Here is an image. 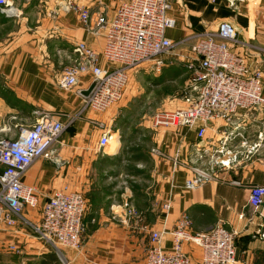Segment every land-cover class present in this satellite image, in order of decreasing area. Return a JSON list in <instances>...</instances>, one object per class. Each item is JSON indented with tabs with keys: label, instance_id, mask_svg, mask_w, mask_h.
Masks as SVG:
<instances>
[{
	"label": "crops",
	"instance_id": "1",
	"mask_svg": "<svg viewBox=\"0 0 264 264\" xmlns=\"http://www.w3.org/2000/svg\"><path fill=\"white\" fill-rule=\"evenodd\" d=\"M125 1L128 0H10L19 16L0 14V140H15L19 131L32 127L41 114L50 115L65 126L47 157L34 161L21 177L24 185L38 193L39 206L56 190L78 192L89 188V175L96 160L93 152L99 149L103 131L108 130L111 138L102 154H115L127 135L120 126L136 99L131 88L135 72L122 101L103 114L90 111L85 104L91 83L89 71L78 76V83L71 90L63 91L58 86L66 69L86 63L76 51L77 44L84 43L98 54L102 51L104 37L96 27V14L104 13L109 19L113 8ZM195 2L172 0L174 5L190 4L188 14L195 20L189 16L190 23L184 22L172 4L170 14L175 26L166 31V37L176 46L165 62L163 79L178 71L177 67L187 59L189 40L193 42L196 34L214 27L205 28L203 24L208 21ZM68 4L89 9L90 27L83 26L74 11H64ZM237 4L242 6L240 15L245 19L243 25L232 24L238 39L264 51V38L259 31L264 28V0ZM237 51L248 57L254 53L248 48ZM259 65L264 100V63ZM98 66L103 70L108 67L101 57ZM145 127V138L153 134L157 140L155 146H149L155 153L150 155L149 169L136 165V169H143L138 174L139 179L143 175L144 184L142 207H138L142 219L126 222L117 215L108 216L110 193L103 183L93 215H84L80 249L67 250L66 263L141 264L151 246L150 232L161 233V247L168 250L169 231L186 215L193 235L219 223L234 231L236 264H264V208L253 210L248 203L252 187L264 188V104L239 111L227 121L208 122L201 140L196 137V128L156 131L150 121ZM195 170H211V176L185 190L184 183L195 177ZM165 202L169 203L166 214L161 209ZM152 212L156 214L151 219ZM36 216V212L25 209V219ZM22 226L21 222L13 229L0 225V264H19L20 243L24 244L23 254L42 250L35 236ZM9 246H14L17 253L1 250ZM183 251L190 264H200L199 247L183 243Z\"/></svg>",
	"mask_w": 264,
	"mask_h": 264
},
{
	"label": "built area",
	"instance_id": "2",
	"mask_svg": "<svg viewBox=\"0 0 264 264\" xmlns=\"http://www.w3.org/2000/svg\"><path fill=\"white\" fill-rule=\"evenodd\" d=\"M206 1L216 3V0ZM235 1L245 3L247 0ZM172 4V0H128L114 7L109 19L104 13H97L95 24L104 37L102 51L98 54L84 43L77 44L76 51L86 63L66 69L59 88L71 90L77 85L78 76L89 71L90 92L85 104L90 111L103 114L122 101L136 70L160 75L176 46L166 37V31L175 26L170 14ZM70 10L79 16L83 26L90 27L91 14L86 6L68 4L64 7V11ZM0 14L19 16L10 0H0ZM240 48L253 50V57L240 54L237 51ZM187 50L188 57L182 64L193 75L187 105L153 113L150 123L154 130L196 128V137L201 140L208 122L227 121L239 111L264 104L261 98L263 72L259 65L264 63V51L239 40L232 24L223 21L196 34ZM99 57L107 64L106 70L98 66ZM64 129L65 126L50 115L41 114L32 127L20 130L15 140H0L1 226L13 229L19 222L30 226L24 211L37 210L39 198L34 188L23 184L21 177L34 161L47 157ZM110 138L109 131H103L98 148L109 145ZM210 176L211 170H195V177L185 181V190L193 189ZM248 200L253 210L264 208V188L252 187ZM112 209L122 211L120 205H113ZM161 209L166 214L169 203L165 202ZM85 211L86 202L80 193L66 188L56 190L41 206L40 226L34 229L33 236L57 252L60 249L79 251ZM189 228V218L181 216L169 231L171 245L168 250L161 247V233L151 231V246L141 264H190L183 243L199 247L200 264H236L234 231L221 223L198 235L191 234ZM9 251L17 253L14 246H9Z\"/></svg>",
	"mask_w": 264,
	"mask_h": 264
},
{
	"label": "rangeland",
	"instance_id": "3",
	"mask_svg": "<svg viewBox=\"0 0 264 264\" xmlns=\"http://www.w3.org/2000/svg\"><path fill=\"white\" fill-rule=\"evenodd\" d=\"M194 2L196 6L203 10L204 18L208 21L203 24L206 25L205 28L216 26L223 21L234 25L237 23L243 25L245 22L244 17L240 15L243 14L242 6L236 2L228 0H218L215 4H209L206 0H194ZM174 6L178 8L176 13L180 14L179 17L184 18V22L190 23L188 18L191 17V13L188 14V8L190 9L191 5L177 4ZM215 17L214 21L210 20L213 22L211 24L208 19ZM191 20L194 21L195 19L191 17ZM259 31L264 38V28ZM191 43L189 40L187 48ZM177 68L178 71L167 75L166 79H163V76L161 77L162 74L156 75L145 72L143 69L135 71L137 76H134L136 78L135 82L131 84V88L136 93V99L132 102L131 109L127 111L128 116L123 118L124 123L120 126L121 129L127 132V135L123 139L121 138V148H117L116 153L113 155L102 154V149L94 151L93 157L96 160L92 173L89 175V188L77 192L86 201L85 215H93V206H97L99 203L98 194L103 190L102 184L106 182L110 193L108 216L117 215L126 222L137 218L142 219L143 214L138 207H142L144 184L143 175L139 179L138 174H142L143 169H136V165L139 164L141 168L145 166L149 169L151 165L150 155L155 154L153 153L154 149L151 150L149 146L150 143L155 146L157 140L153 134L145 138L142 132L147 130V127L144 128V126L149 124L153 113L182 108L187 105L186 97L193 75L184 67V64L180 63ZM182 103H185L184 106L181 105ZM116 204H120L122 211L116 212L112 209V206ZM40 210L41 206H38L37 210H32L36 212L37 216L33 219H26L30 226L22 224V227L28 231L30 236H33L34 229L40 226ZM155 214V212L150 214L151 219L154 218ZM35 238L37 239V237ZM36 242L42 245V250L38 251L36 249L31 253L27 252V254L21 253L24 244H19L21 246L19 248V264H39L44 260L45 254L50 253H53L58 259V264H67L65 254L67 250L60 249L57 252L40 240ZM1 250L6 253L10 252L9 247Z\"/></svg>",
	"mask_w": 264,
	"mask_h": 264
},
{
	"label": "trees",
	"instance_id": "4",
	"mask_svg": "<svg viewBox=\"0 0 264 264\" xmlns=\"http://www.w3.org/2000/svg\"><path fill=\"white\" fill-rule=\"evenodd\" d=\"M39 264H58V259L53 253L45 254L44 260Z\"/></svg>",
	"mask_w": 264,
	"mask_h": 264
},
{
	"label": "water",
	"instance_id": "5",
	"mask_svg": "<svg viewBox=\"0 0 264 264\" xmlns=\"http://www.w3.org/2000/svg\"><path fill=\"white\" fill-rule=\"evenodd\" d=\"M89 92H90V89L87 91V94H89Z\"/></svg>",
	"mask_w": 264,
	"mask_h": 264
}]
</instances>
